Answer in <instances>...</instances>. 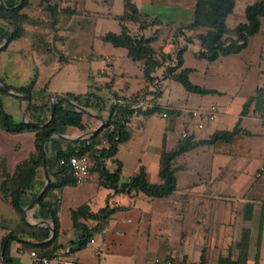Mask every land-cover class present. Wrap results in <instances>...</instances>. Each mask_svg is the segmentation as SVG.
<instances>
[{"label":"crops","instance_id":"0c3cea01","mask_svg":"<svg viewBox=\"0 0 264 264\" xmlns=\"http://www.w3.org/2000/svg\"><path fill=\"white\" fill-rule=\"evenodd\" d=\"M94 1L104 3L105 6H110L113 0ZM254 1L255 0L249 3ZM247 4H245L244 7ZM67 5L68 4L64 6L59 5V7H65ZM244 7L242 9L243 17ZM236 9L237 5L233 14L236 12ZM122 12L120 14H122ZM141 14L145 16L147 21L145 26L139 29V33L144 37H155L150 44L155 51H161L166 54L169 53L173 57L175 51L173 48L174 43L179 45V47L184 46V43L185 46L189 44L183 39L185 38L189 41L191 38L189 39L186 35H190L187 33L192 32L185 31L186 35L185 33L184 35L175 34L172 32L175 31L178 25L175 22L168 24L160 20L158 18L159 14L157 13L141 12ZM70 15L71 14L57 12L55 14V22H52L51 16L47 12L42 11L40 24L35 27L25 26L24 34L26 31H30L29 27H31L33 29V34H45V39L49 40L52 45L53 42L56 41L54 32L57 30L56 25L58 23V18H68ZM117 15L113 17L115 18ZM154 19L158 20V22L152 24ZM115 20L117 19L115 18ZM43 22H45L46 25ZM134 30H136V28H134ZM144 30L148 31V36H145ZM163 32H165V34H163ZM24 34L21 38L11 42L4 51H0V72L5 77L8 84L15 86L24 85L35 76V88L42 86L49 79V90L51 92L57 94L69 92L65 91V89L54 88L52 80L54 77L63 73L68 75V69L72 62H69L66 58L67 62L61 68L60 65H50V74L47 73V71L43 72V76L41 77L42 81L40 80L38 82L37 76L33 73L30 63L33 61V58H35L34 55L36 52L30 50V42L33 35L31 38L24 40ZM155 42H158L156 48L152 46ZM36 53L42 54L41 51ZM101 56H103L102 59L107 61L106 65L111 68V66H113L111 62L112 57L105 55ZM134 62H140L143 70L142 61ZM78 67L79 66H76V74L80 82H88L89 84L87 86V91L74 94L96 91L95 86L99 88L98 90L102 88L103 84H96L95 75L100 76L102 80L103 76L106 75L104 69H96L92 74L90 68ZM158 69H162L160 77L164 78L165 76V66L160 65L156 67L151 73V81L155 86L159 84V77L157 76ZM192 72L193 69L191 73ZM45 78L46 80L43 82ZM126 82H131L128 75L126 77ZM91 84L94 87H92ZM146 89L147 85L145 88L141 87L135 91L127 89L125 92H119V95H122L124 98H129L125 101V104L130 105L129 108H132L137 104L139 94L142 92L147 93ZM150 94L151 93H149V95ZM9 99L14 101L18 116L21 118L24 105L13 98ZM198 100L199 102L196 108H192L204 109V107L201 106L203 101L202 96H200ZM154 102L156 104L158 103L157 97L154 99ZM211 105L217 106L220 110L216 119L206 121L201 128L193 127L192 130L189 131V135H192L195 139H206L215 130H231L238 123L243 131H248L252 134L251 137L242 141V148H237V150L233 152H217L213 149V153H211V157L209 158V167L208 163H205L202 167H199L202 171L200 170V172L197 173L193 172L195 169H193V167L191 168V166L186 168V166L177 165L176 158L174 161V166L177 168L176 189L166 197H149L142 192H137L132 195H115L111 189L104 188L98 184L96 175H89V177L80 184L63 187L60 195V209L58 212L59 232L55 242V246L59 247L56 250L67 249V255L72 257L76 264H150L154 257L165 258L169 256L175 259H182L186 264H219L220 259H228L229 263L225 262V264H230V262H234L235 264H264V155L259 153V158H261L263 162L256 168L253 180L249 177L250 174L248 171H245L253 159L252 148L250 146L251 139L255 136L264 137V109L256 110L255 108H250L245 115L238 112V114H233L231 116L225 104L213 102L207 105V107ZM169 108L178 109V107L174 105H171ZM90 112L96 116L102 117L103 120L108 114L107 110L102 111L100 114L93 111ZM136 116L138 117V114ZM133 117L134 116H132L131 119ZM253 119L259 120L262 127L260 132L253 133L250 129ZM84 122L87 126L86 131H80L72 127H63L58 133L53 134V139L47 143V155L45 156L48 175L49 172L52 173L54 170L53 154L55 150L63 148L67 141L78 140L77 138L81 136L82 133L93 130L100 124V121L95 116L91 115L87 116ZM175 122L176 121L168 123L169 130L175 127ZM20 134H30L33 144L34 136L32 133L10 135L15 136ZM181 139L180 137L177 138L174 146L164 144L163 148L171 150L175 148ZM204 147L205 145L197 150L188 151L184 153L183 156H188L192 151H195L196 155H199ZM1 154L3 153H0V155ZM160 154L161 151L157 161L151 162L148 166L142 165L146 169L147 180L149 182L161 183L159 177ZM110 162L113 163L112 161ZM15 165L11 168L8 166V169L12 170ZM139 166L141 165H138L136 168H139ZM179 170L186 171L190 174L194 173V179L196 181H189L190 183L187 181V183H185L186 185L177 186V173ZM136 171L131 172L130 175ZM130 175H128V177ZM242 175L249 179L244 189H241L239 185V180L243 178ZM43 180L45 184V175L42 167L38 172L35 188L37 186L39 187ZM35 190H37V188ZM175 196L176 199L174 200ZM29 197L30 195L28 194L23 201L25 203V208L31 203L28 204ZM84 203L88 204L91 212H96L104 207L106 203L110 206H118L120 208L111 215L103 229L93 235L90 243L84 248L70 253L69 251L72 247L70 242L75 240L77 235V231L73 228L70 211ZM34 205L28 210L30 216H32ZM42 216L43 218L41 220H34L33 218L32 222H30L28 218L27 220L29 224L36 225V223H39L40 225L37 226L48 227L50 223L44 211ZM16 217L17 215L11 219L16 221ZM81 221L91 228L96 225V221L94 220L81 218ZM243 240H245V244ZM94 246H98V249L95 250ZM30 251L28 247H23L21 242L16 240L11 241L9 244V257L12 260V264H32L29 255ZM1 257L0 255V258Z\"/></svg>","mask_w":264,"mask_h":264},{"label":"trees","instance_id":"16d2710c","mask_svg":"<svg viewBox=\"0 0 264 264\" xmlns=\"http://www.w3.org/2000/svg\"><path fill=\"white\" fill-rule=\"evenodd\" d=\"M123 1V12L115 16L121 25L119 33L107 32L101 35L103 41L111 43L115 47L126 49L127 56L133 61H142L144 77L151 79V73L160 65L165 66V77L179 82L186 91L190 93L204 94L209 90L193 84L189 80L191 68H181L183 63V46L179 47L172 57L171 54H158L151 47L154 36L144 37L139 29L145 26L146 18L137 9L132 0ZM68 4V0H62ZM236 0H195L192 19L189 22L178 25L174 32L184 34L185 31L195 33L200 48L194 55L207 61H214L219 56L237 54L246 47L248 39L257 34L260 27V17L264 16V0H255L244 7V21L238 22L233 28L227 24L229 16L233 14ZM47 12L52 22H55L57 12L72 14L75 11V3L71 8L69 5L59 7L51 0H38L36 4L29 0H0V44L4 39L7 44L0 49L4 50L11 42L21 38L25 32V26L35 27L41 22V12ZM154 19L152 24L157 23ZM134 28H136L135 32ZM43 33H34L30 42V50H42L44 53L57 54L56 49L51 46L49 40L45 39ZM60 68L67 62L66 58L58 53ZM103 56H89V60H99ZM169 61V62H167ZM0 78L8 84L0 72ZM10 89L20 95L30 98V106L26 112L27 123L17 121L4 109V98H13L21 102L24 107L26 101L21 97L10 95L0 85V129L9 134L32 133L33 151L18 162L12 170L8 169L5 156L0 155V195L2 199L15 211L17 220L14 222L6 216H0V264H12L9 257V244L11 241H19L23 247H28L38 255L50 256L59 247L55 246L59 232L58 212L60 209V195L62 188L76 185L70 166L60 164V160H66L71 155H84L89 162L88 176L96 175L98 184L104 188L111 189L115 195H132L142 192L149 197H166L176 189V171L174 161L180 155L199 149L201 146H211L217 152H233L242 148V141L251 137V132L243 131L237 123L231 130H215L206 139H195L189 135L181 139L175 148L166 150L163 148L160 154L159 177L161 183H152L147 180L146 169L139 166L125 181H121L122 163L116 158L118 145L125 142L129 136V119L133 116V110L126 104H108L105 99L93 91L86 93H62L57 94L49 90L50 80L42 86L35 88V76L24 85L8 84ZM92 87H94L91 84ZM99 88H96L97 91ZM55 97V105L51 119V100ZM113 99L124 100L117 93H113ZM68 99L75 104L100 114L107 110L102 128L88 138L65 142V146L55 150L54 170L49 172V182L40 198L34 205L32 218L41 220L43 211L53 230L48 227L29 224L25 221V203L28 194V204L37 196L44 186V180L37 190L35 184L38 172L42 169L43 154L47 155V143L53 139V134L58 133L63 127L77 128L86 131L84 122L88 114L74 105L64 101ZM256 101V110L264 109V89H257L255 95L244 104L242 115L247 113L250 104ZM259 107V109H258ZM170 115L175 110L165 108ZM162 108L155 104L154 107L141 108L138 115L147 117L154 112L160 113ZM33 122L40 123L35 125ZM170 122V121H169ZM110 160L115 164V169L110 171L105 161ZM120 207L110 206L108 203L96 212H91L87 203H84L70 211L73 228L77 231L75 240L70 242L71 252L84 248L92 241L93 235L102 230L111 215ZM81 218L96 221L94 227H89ZM245 244V240H243ZM242 248V245H241ZM228 259H220L219 264H225ZM229 263V262H228ZM230 264H235L230 262Z\"/></svg>","mask_w":264,"mask_h":264},{"label":"rangeland","instance_id":"374dc122","mask_svg":"<svg viewBox=\"0 0 264 264\" xmlns=\"http://www.w3.org/2000/svg\"><path fill=\"white\" fill-rule=\"evenodd\" d=\"M29 1L32 3L38 2V0ZM51 1L61 6L65 5L62 0ZM251 1L253 0H236V12L229 16L227 21L230 28H233L238 22L244 21L242 9L245 4ZM132 2L141 12L157 13L159 14L158 18L160 20L168 24L175 22L180 25L192 19L195 0H132ZM67 3L71 7L75 3V11L68 18L57 17V30L54 32L56 41L53 42L54 45H51L56 49L57 54L44 53L42 50V54H40L36 53L40 50H35V58L30 62L38 82L40 80L42 81L41 77L43 76V72L47 71V73L50 74V67L52 65L61 64L58 58V53H60L72 63L68 69V75L63 73L53 78V87L56 89H65V91H69L70 93L85 92L87 91L89 83L80 82L76 74V66H79L78 68H90L92 74L96 69H104L106 75L103 76L102 80L100 76L95 75L96 84H103V86L100 90L93 92L105 99L108 104H113L115 101L112 97L114 92L117 93L118 96L124 98L122 95H119V92H125L127 89L135 91L141 87L145 88L147 85L146 92L148 95L151 93V101L154 102V99L157 97V105H159L162 110L169 108L171 105L177 106L178 109H181V107L194 109L192 107L196 108L199 102L198 99L202 96L203 101L201 106L204 107V109L213 102L225 104L228 113L232 116L233 114H238V112H241L243 108H245L243 107L244 104L250 97L255 95L257 89H264V16L260 17L258 33L248 39L245 48L237 54L219 56L214 61H207L204 58L196 57L194 53L199 50V41L194 37L195 33H187L190 35H186L185 33L186 37L191 39L189 41L185 38L183 39L189 44L186 46L185 43L183 44V63L181 68H192L193 72H190L191 74L189 73V80L193 84L209 90L208 93L199 95V93H190L186 91L179 82L173 79L165 76L161 78L162 69H158L157 71L159 84L155 86L151 79L143 77L144 72L140 62H134L128 58L124 48L115 47L111 43L101 39V35L104 33L120 32L121 25L113 16L123 11L122 0H113L110 6H105L104 3L94 0H68ZM43 23L46 25L45 22ZM29 28L30 31H26L24 34V40L31 38L33 35V29L31 27ZM133 32H135V30ZM172 32L176 34V32ZM144 33L145 36H148V31L144 30ZM163 34H165V32H163ZM157 45L158 42L152 44L155 48ZM173 48L176 51L179 45L174 43ZM157 52L158 54L162 53L161 51ZM91 54L112 57L111 62L113 66H111V68L108 67L105 59L89 60L88 58ZM127 75L131 79L129 83L126 82ZM45 80L46 78L43 82H45ZM124 99L128 100L129 98ZM257 104L259 106L261 103L253 101L247 111L250 108H256ZM128 107H130V105H128ZM4 109L9 112L15 120H21L12 99L8 97L4 98ZM140 116L141 115H138V117L134 116L132 119H129L130 137L125 142L118 145L116 157L121 160L123 164L122 181H125L131 172L138 170V168H136L138 165L148 166L151 162L157 161L160 151L163 150L164 144L174 146L177 138L180 137L183 126V122L180 119H176L175 127L169 130V120L167 121L161 117L158 112H154L147 117ZM170 122L173 121L170 120ZM250 129L253 133L262 130L258 119H253V121H251ZM250 146L252 148L253 159L245 171H248L250 174L249 177L253 180L256 168L263 162V160L259 158V153L264 155V137H253L250 141ZM32 150L33 144L30 134L13 136L0 129V153H3L1 155L7 157L8 166L10 168L24 159ZM211 153H213V148L205 145L203 151L200 152V154L198 153L199 155H196L195 151H192L188 156H183L184 154H182L177 157V165L186 166V168L191 166V168L193 167V169H195L193 172H200L201 169L199 167H202L205 163H208L209 167ZM105 165L110 170L115 169V164L108 160L105 161ZM187 181L188 183H190L189 181H196L194 179V173L190 174L186 171L179 170L177 173V186L186 185L185 183H187ZM248 181L249 179L244 176L239 180L241 189L247 186L246 183ZM36 188L38 189V186ZM175 199L176 196L174 200ZM4 215L10 217L9 219L16 216L12 207L0 197V216ZM27 218L30 222L33 221L29 211H27Z\"/></svg>","mask_w":264,"mask_h":264},{"label":"built area","instance_id":"2783aa9c","mask_svg":"<svg viewBox=\"0 0 264 264\" xmlns=\"http://www.w3.org/2000/svg\"><path fill=\"white\" fill-rule=\"evenodd\" d=\"M152 97L145 92H142L138 96L137 104L130 108L133 111V116L138 114L139 109L141 108H152L155 106V103L151 101ZM113 104H125L124 100H115ZM220 110L217 106L211 105L206 109H187L181 108L176 109L173 115H170L168 111L162 110L160 112L161 117L167 121L180 119L183 122L181 129L180 137L185 138L189 136V131L192 128H201L203 127L206 121H212L216 119ZM67 163L73 173L75 181L77 184L84 182L88 177V168L89 162L86 156L84 155H71L66 160H60V164ZM94 249L97 250L98 246H94ZM67 249H58L55 250L50 256L38 255L35 251H30L29 255L32 261V264H76L75 260L67 255ZM150 264H186L182 259H175L172 256L161 258L154 257Z\"/></svg>","mask_w":264,"mask_h":264},{"label":"water","instance_id":"95a60500","mask_svg":"<svg viewBox=\"0 0 264 264\" xmlns=\"http://www.w3.org/2000/svg\"><path fill=\"white\" fill-rule=\"evenodd\" d=\"M6 44H7V40L4 39L3 43L0 44V49H1L2 47H4ZM0 85H1V86H2V87H3V88H4V89L10 94V95L15 96V97H21L22 99H24V100L26 101V105H25V107H24V109H23V112H22L21 122H23V123H27L28 121H27L25 115H26V112L28 111L29 106H30V98H29L28 96H26V95H20V94H18V93H15L14 91H12V90L10 89L9 85H8L6 82H4L1 78H0ZM55 99H56V98L53 97L52 100H51V114H50V118H49V120L51 119L52 114H53L54 105H55ZM64 101H66L67 103L72 104V105H74L75 107L81 109V110H82L83 112H85L86 114H89V115H91V116H95V117L100 121V124L97 126V128L82 133V135L79 136L77 139L88 138V137H90V136L96 134V133L102 128V126H103V124H104V120H103L102 117H99V116L94 115L93 113H91V112L88 111L87 109H85V108H83V107H81V106L75 104L74 102H72V101H70V100H68V99H65V98H64ZM33 123H34L35 125H40V123H37V122H33ZM42 167H43V171H44V175H45V184H44V186L42 187V189L40 190V192L38 193V195L35 197V199H34V200H33V201H32V202H31V203L25 208V219H26V221H27L28 223H29V221L27 220V213H26V212H27L29 209H31V207L37 202V200L40 198V196L42 195L43 191L45 190V188H46V186H47V184H48V182H49V175H48V171H47V167H46V163H45V154H43V158H42ZM36 225H40V224H39V223H36ZM48 227H49V229L51 230V233H53V230H52V228H51V226H50L49 224H48ZM1 256H2V254H1Z\"/></svg>","mask_w":264,"mask_h":264}]
</instances>
